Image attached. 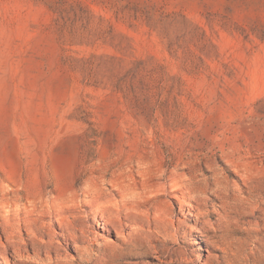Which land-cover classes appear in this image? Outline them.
Instances as JSON below:
<instances>
[{"label": "rangeland", "instance_id": "374dc122", "mask_svg": "<svg viewBox=\"0 0 264 264\" xmlns=\"http://www.w3.org/2000/svg\"><path fill=\"white\" fill-rule=\"evenodd\" d=\"M136 164L156 178L135 212L180 224L120 228L102 194L74 240L25 236L30 259L0 230V264H264V0H0V186L22 190L0 212L47 181L139 191Z\"/></svg>", "mask_w": 264, "mask_h": 264}, {"label": "bare ground", "instance_id": "6f19581e", "mask_svg": "<svg viewBox=\"0 0 264 264\" xmlns=\"http://www.w3.org/2000/svg\"><path fill=\"white\" fill-rule=\"evenodd\" d=\"M149 164L151 165L144 167L148 171L155 166L152 163ZM132 168L136 169L133 171L134 175L131 179L135 187L137 183L141 186L139 191L136 188L129 189V186H131L129 175H124L127 178L125 180H119V178L105 179L90 175L84 180L85 186L82 191L90 200L79 201L77 204L76 200L79 195L76 191L73 194H67L64 187L55 186L51 181H47L44 182V188L38 189L35 203L31 205L29 210L24 212L14 210L9 215L5 211L0 212V230L7 234V231L10 229L13 233L10 237L17 239L16 244L12 243L14 245V254L24 259H30L29 249L25 243V236L28 237L32 244L40 247L44 242L43 233L56 235V229L63 228L64 230H68L66 236L74 240L77 233L75 225L80 224L76 223V221L87 217L82 216L85 208H91L94 201L102 194L109 197V203L105 206H95L94 210L92 209V213H99L102 218L110 220L113 225L120 228L123 227V220L128 215L140 219V222L136 223V227L144 231H149L151 224L155 227L171 226L172 228L175 223L180 224L179 219L173 220L171 216L174 215L169 213L152 214L149 208L135 212L139 200L144 199L149 201L152 199L150 195L154 193V190L147 187L145 183L149 178L155 179L156 175L150 177L152 173H141L140 171L143 167L137 164ZM124 176L120 175V177ZM0 189L5 193L14 194L15 198L22 191L21 189H6L2 186H0ZM54 192L55 194H53ZM17 198L21 199L22 197L18 196ZM35 227L36 231H32L35 230ZM115 231L116 234L120 233L117 230ZM7 242L8 244L11 243L9 240ZM52 244L56 246V243L53 242ZM44 255L46 258L51 257L50 251L45 252ZM1 258L4 264H10L6 253H1Z\"/></svg>", "mask_w": 264, "mask_h": 264}]
</instances>
